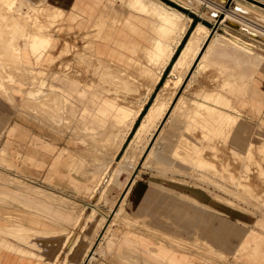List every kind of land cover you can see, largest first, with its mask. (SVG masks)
Masks as SVG:
<instances>
[{
	"label": "rangeland",
	"instance_id": "1",
	"mask_svg": "<svg viewBox=\"0 0 264 264\" xmlns=\"http://www.w3.org/2000/svg\"><path fill=\"white\" fill-rule=\"evenodd\" d=\"M160 1L161 13L157 11L158 15H155L152 9L159 8L158 0H104L107 3L105 5L113 8L118 5L128 10L135 26H143L144 30L139 32L141 37L133 43L117 48L118 51L123 50V53H111L117 54L120 59L107 58L101 65L102 61L97 60L94 46H89L92 42L87 36L79 34L72 36L63 27L64 12L61 9L45 0H0V112L8 116L7 123L0 128V166L11 169L16 165L13 134L8 127L13 113L24 120L34 119L56 134L70 135V142L48 144L57 151L55 157L58 152L68 151L72 166L80 169L94 187L93 192L87 193L86 206L82 207L80 214V216L91 214L89 222L82 230L83 235L80 234L66 251V254L71 255L72 263L73 259L79 262L85 256L84 264H143L150 255L143 249L142 242H152L156 247L159 245L169 247H166L168 249L166 256L167 261L171 263L264 264V113L258 111L256 105L251 103L253 88L249 74L252 67L244 60L246 57L235 62L232 56H218L215 53H209L205 65L198 66L202 53H207L205 49L208 43L216 34L226 30L241 34L253 40L258 48L259 46L264 48L263 41L247 36L242 30L233 29L223 21L224 11L227 9L234 11L239 3H244L250 13L264 14V0ZM16 2L17 4H14ZM216 7L220 10L213 13L217 10ZM115 12V18L123 14V11ZM185 16H191L186 32L179 40L180 44L160 78L154 83L152 79L157 73L154 58H159L160 49L155 47L151 52L143 47L141 33L153 34V25L161 22L167 26L165 34L173 35L172 31L181 29ZM247 17L253 19L248 14ZM198 23L204 24L208 30L195 60L162 90L161 87L163 88L175 61ZM238 23L245 27V24ZM46 32L52 38L49 46L41 36ZM31 35L38 36L36 37L38 40L41 39L36 52L34 47L27 45ZM220 40L228 41L224 38ZM85 46H88L86 50L83 48ZM6 49L11 51H8L9 56ZM235 49L228 46L227 50L233 54L236 53ZM89 50L92 52H88ZM236 50L237 54H242ZM84 52L88 55L86 56ZM97 61L101 64L98 65ZM104 62L109 66L104 68ZM122 76L125 80L121 79ZM88 80L94 81H89L92 85ZM41 85L43 88L39 90ZM106 85L127 86L131 90L128 95L134 102L138 101L142 92L144 94L145 90L151 88L147 99L141 105V112L139 111L121 149L115 155L118 144L110 143V140L117 136L118 128L121 126H110L99 120L96 111L97 105L102 104L106 94ZM157 97L161 102H157ZM205 98L217 100L214 111L218 115L214 114L215 120H208L216 124L215 128L206 134V127L199 126V123L197 126L194 120L189 121L188 134H191L190 125L201 128L194 135L198 145L194 157L201 159L198 164L192 163V160L180 164L168 151L167 136L158 137L159 130L166 119L169 120L166 127L174 128L171 119L192 118L196 114L195 111L187 109L189 104L193 108L200 107L202 105L197 103L204 102ZM14 107L19 109L12 111ZM151 107L155 108L153 123L142 134L134 156L128 163L121 161L125 147L136 136L144 116ZM183 112L185 115L181 117L180 114ZM236 121H241L245 126L240 127L241 133L240 130L239 133L233 131ZM222 123L224 126H221ZM107 141L109 144L105 143ZM181 145H184L185 149L191 144L180 143L178 153L183 149ZM30 148L31 144H26L25 149ZM195 149L194 147L193 150ZM105 167L107 169L102 174ZM97 170L98 174L94 175L93 172ZM112 172L114 173L109 182ZM132 178L140 183L138 190L150 198L149 205L160 207L176 202V212L168 213L170 216L175 214L182 216L183 227L177 228L174 224H170L169 227L167 223L160 224L161 221L150 224L145 215L129 213L125 208L126 201L135 189L131 188L125 198L123 195L126 194ZM16 181L18 180L15 177L8 175V182ZM196 205L210 208L208 207V210L206 207ZM160 215L156 214L159 220ZM156 225L167 227L165 228L167 232ZM211 225L214 228L215 241L220 243V246H217L213 253L207 252L205 247L195 246L194 249L199 251V255H191L189 252L192 249L191 236L196 231L205 234L211 229ZM176 234L184 238H176ZM254 249L260 253L253 255ZM58 259L57 261H63L60 256ZM67 260L66 258L65 261Z\"/></svg>",
	"mask_w": 264,
	"mask_h": 264
},
{
	"label": "crops",
	"instance_id": "2",
	"mask_svg": "<svg viewBox=\"0 0 264 264\" xmlns=\"http://www.w3.org/2000/svg\"><path fill=\"white\" fill-rule=\"evenodd\" d=\"M45 1L51 4L52 6L61 9L64 12L63 27L68 30L72 36L77 34L86 35L87 38L92 42L93 46L97 48L98 54L106 59H120L117 54L111 53H123V50L118 51L119 49L117 48L123 46L124 44L127 45L129 43H133L135 40L141 37L139 32L144 30L143 26H135L134 19L128 10L124 9L123 7L121 8L118 5L114 8L110 5H105L107 3H105L104 0ZM158 2L159 8L157 9L153 7L155 12H160L161 1L158 0ZM115 11H120V13H122L121 11H123L124 14H119L118 18H115ZM159 23L160 22L155 23V25H153V34H141L143 37L142 45H144L146 49H148V47L149 51H151L154 47L160 49L159 58H154L158 69L157 73H159L160 78L162 71L165 69L166 65L174 54L176 47L178 46V44H180V41H178L177 43V35H171L176 41L173 38L170 39V35L167 37V35H165V29L163 28L165 26ZM154 29L158 34H154ZM88 31L90 35L88 34ZM94 31L95 33L98 32L96 33L97 35L94 33ZM176 33L177 32L175 31L174 34ZM44 34L41 35H43L45 41H47L49 46L52 38L47 35V32ZM34 36L35 35L29 37V42L27 41V45H29V47H36L38 46L37 44H39L38 39L36 38L37 36ZM173 41L176 42V44H173ZM147 43L149 44V46ZM227 49L226 51H224L223 54L216 52L214 53L218 54V56H232L235 62H238L242 57L245 56L246 58H244V60L246 62H249L250 65L252 62H254V60H248L250 58L245 54H237V50L235 48L234 49L236 53L233 54L228 53ZM251 67L252 68L249 76H251V74L253 73L256 74V78L259 80L260 84L259 88H261L260 90L263 92V94L260 95L261 97L258 96V99H255L254 91L252 90L250 97L251 103L256 105L255 108L258 111L264 113V72H254L252 71V65ZM242 75H244V73H242ZM41 81L44 82L43 79ZM42 82L41 84L43 85ZM42 85L40 88H38L39 90H42ZM148 89L144 91V94L142 92V95L139 96V98L137 99L138 101L140 99L139 102H134L132 97H130L129 95H124L130 93L131 90L128 87L127 89H125V87H119L117 85H106L105 87L106 94L102 99V104H98L96 108L97 118L99 120H102L106 124L109 122L108 125L110 126H121L124 129L123 130L121 127H119L120 129L118 128V132L119 130H122V133L119 132V135L115 137V139L119 138L118 140H114V138L110 140L111 142L112 140L115 141L113 142L115 145L121 143L120 149L128 133L130 132V129L132 128L135 120L137 119V116L141 109L139 107L144 103L145 99H147L145 95H149L151 91H149ZM118 96H121L119 98H121L122 101H117ZM205 99L203 100L204 102H198V104L204 105V103H209L210 106L206 105L209 110H216V98L211 99V101L209 99H206L205 101ZM136 106L139 108V111L135 110ZM197 107L198 106L193 108V106L190 105L187 109L191 111H196ZM18 109V107H14L12 108V111H17ZM132 117L134 118L133 120ZM192 118L189 117L183 120H179L178 118L171 119L174 122V128H168L164 123L161 127L162 132L161 130L159 132V138L167 136L168 151L171 155L173 154L176 162H180V164H185L189 160H192V163L194 162L198 164V161L201 159L194 157L198 151V145L195 142L196 140L194 135H196L197 130H201V128H196L190 125L191 134H184L185 130L188 131L189 121H193L190 120ZM7 121L8 116L0 112V128L2 126H5ZM125 123H127L128 126ZM212 124L214 126L209 127V132L212 131L211 129L215 128L216 124ZM8 127L10 128V132L13 134L12 138L15 144L14 150L16 157V165L11 169H7V167L5 166H0V264H84L85 256L79 262H75L73 259L72 263L71 255L69 253L66 254L65 249L60 254L59 248L62 243V240H64L67 235L70 234L69 230H72V226L74 227L75 223L78 221L82 212V207L86 206L85 200L87 198V193H91L94 190V187L89 182L88 177L83 174L80 169L75 166H72L69 152L63 150L62 152H58L57 157H55L57 151L54 150V147L48 144L50 142H70V135L58 133L56 134L54 131L49 130L45 127V125L40 124L36 120L31 118H28L26 120L21 119L17 116L16 113H13L11 115ZM4 137H6V131L4 133ZM40 138L43 140H40ZM119 140H121L122 142H120ZM35 143L37 146H35ZM180 143H190L191 145L190 147L185 148L186 150L183 148L179 153H177L175 151V148H177ZM26 144H31L30 150L25 149ZM194 147L196 148L195 150H193ZM106 167L104 168L102 174L105 172ZM98 171L99 170L94 171L93 174H98ZM8 175L10 177H15L18 181L21 182H8ZM139 186L140 183L136 181L133 183V186L129 185V188L126 191L125 197L131 188L135 189L132 194H129L126 201L125 208L129 213L135 215H145L148 218V222L150 224H157V221H161L160 224L167 223L169 227L170 224H174V227L177 228L183 227V223L181 222L182 216L180 217L176 214L174 216L169 215L170 212H176V202L163 204L160 207L149 205L150 198L148 199L144 193H141V190H138ZM179 206L181 207L180 204ZM196 206L210 208V206ZM157 213L161 214L160 220L156 218ZM156 226L166 231L165 228L167 227H162L160 225ZM30 227H33L37 231V235H35L36 232H34V229H32L33 232L30 231ZM24 228L27 229L26 231H28L29 236L31 235L30 232L33 236L31 235L30 237H25L26 239H23H25L26 242L27 239L29 240L28 242H36L35 244H33V246L30 244L31 242L29 243V245L28 242L24 243L25 240L22 241L23 235H27V232ZM210 228L211 229L206 231L205 234L204 232L200 231H196V233H193V235L191 236L192 249L189 251L191 255H199V251H196L194 249L195 246L205 247L206 251L210 253H213L217 246H220V243H217L215 241V232L213 225H211ZM40 231L42 235L38 233ZM53 231H55V233ZM49 232H51V234ZM175 236L179 239L184 238V236H180L177 234ZM53 237L58 240L56 242L57 245H53ZM38 241L40 242V244ZM37 243L39 245H37ZM50 243H52V245H50ZM142 243L143 249L147 252L148 255H150L149 258L146 259L147 261L143 264H184L178 262L171 263L167 261L168 256H166V251L168 250L167 248H169L168 246L159 245L158 247H156L152 245V242ZM34 245L39 247H35ZM252 253L253 255H257L260 252L255 249ZM58 256H60V259L63 261H57L59 260ZM66 258L68 259L67 261H65ZM190 264L199 263L193 262Z\"/></svg>",
	"mask_w": 264,
	"mask_h": 264
},
{
	"label": "bare ground",
	"instance_id": "3",
	"mask_svg": "<svg viewBox=\"0 0 264 264\" xmlns=\"http://www.w3.org/2000/svg\"><path fill=\"white\" fill-rule=\"evenodd\" d=\"M131 1V0H130ZM133 1V0H132ZM222 2H225L224 0H221ZM14 4H17V2L16 3H14ZM148 5V4H147ZM141 6V5H140ZM144 7V6H143ZM166 7V6H165ZM217 8V10H214L215 12H213V13H217L218 12V10H220V8H218V7H216ZM147 10L149 9V8H146ZM175 9V8H174ZM46 10V9H45ZM53 10V9H52ZM154 10V8L152 9V11ZM179 11V10H178ZM234 11H236V12H234ZM234 11H230V10H225L224 12H225V16H224V18H223V21H226V23L228 24V26H230V27H232L233 29H237V30H242L243 32H245L246 33V35L247 36H250V37H252V38H255V39H257V40H260V41H263L264 42V40L263 39H261L260 38V36H262V37H264V14L263 13H257V12H251L250 13V11H249V9L246 7V5H244V3L242 4V3H239L238 5H236L235 6V9H234ZM149 12H150V10H149ZM180 12V11H179ZM153 13V12H152ZM182 13V12H181ZM124 14V13H123ZM157 13L155 12V15H156ZM247 14L248 15H250L253 19H250L249 17H247ZM158 15V14H157ZM160 15V14H159ZM185 15V14H184ZM218 15V14H217ZM152 16V15H151ZM214 16H215V14H214ZM155 17V16H154ZM191 17V16H190ZM189 16H185V18L183 19V23H182V27H181V29L179 28L176 32V34H173L174 36L175 35H177V43H178V41L180 40V38L185 34V32H186V29H187V27H188V25H189V21L191 20V18H190ZM216 17V16H215ZM218 17V16H217ZM21 18V17H20ZM156 18H157V16H156ZM164 18V17H163ZM49 19V18H48ZM168 19V18H167ZM51 20V19H50ZM163 20V19H162ZM227 20H230V21H232V22H234L235 24H236V26H234V25H232V24H229L228 22H227ZM57 21H58V19H57ZM164 21V20H163ZM26 22V21H25ZM35 22V21H34ZM117 22H119V21H117ZM237 22V23H236ZM238 22H240V23H242V24H245V27L244 26H242V25H240ZM161 23V22H160ZM159 23V24H160ZM158 24V25H159ZM161 24H163V23H161ZM55 25V24H54ZM101 25V24H100ZM155 25V24H154ZM157 25V26H158ZM102 26V25H101ZM100 26V27H101ZM164 26V25H163ZM247 26V27H246ZM175 27H177V26H175ZM102 28V27H101ZM100 28V29H101ZM156 28V27H155ZM164 29L165 28H167V26L166 27H163ZM194 28V27H193ZM90 30V29H89ZM155 30V29H154ZM173 30V29H172ZM171 30V31H172ZM207 30H208V28L204 25V24H202V23H198L197 25H196V27L192 30V32H191V34H190V36H189V38L187 39V42L185 43V45H184V47L182 48V51H181V53L179 54V56H178V58H177V60L175 61V63H174V65H173V67H172V69H171V71H170V73H169V75H168V78L166 79V82L164 83V86H163V88L161 87V89L162 90H164L165 88H167L168 87V85L171 83V82H173L175 79H176V77L179 75V73L183 70V69H185L186 68V66L189 64V65H191L192 64V62L195 60V57H196V53L199 51V49H200V46H201V44L204 42V40L206 39V37H207ZM52 31V30H51ZM50 31V32H51ZM96 31V30H95ZM95 31H94V33H95ZM131 31V30H130ZM137 31H139V30H137ZM34 32V31H33ZM40 33V31H37V33ZM92 32V31H91ZM173 33H174V31H172ZM172 32H171V34H172ZM36 33V32H35ZM66 33H68V32H66ZM76 33V32H75ZM93 33V32H92ZM96 33H98V32H96ZM95 33V34H96ZM155 33H157L156 32V30L154 31V34ZM83 34V33H82ZM88 34H89V31H88ZM100 34V33H99ZM158 34V33H157ZM253 34H256L257 36L255 37V36H253ZM45 35V34H44ZM67 35V34H66ZM90 35V34H89ZM92 35H94V34H92ZM97 35V34H96ZM95 35V36H96ZM161 35H162V33H161ZM166 35V34H165ZM165 35H164V37H165ZM167 35H169V34H167ZM32 36V35H31ZM41 36H43V35H41ZM40 36V37H41ZM68 36V35H67ZM159 36V35H158ZM171 36V35H170ZM34 37H36V35L34 36ZM38 37V36H37ZM149 37V36H148ZM163 37V36H162ZM161 37V38H162ZM163 37V38H164ZM5 38V37H4ZM154 38V37H153ZM171 38H173L174 39V37H170V39ZM221 38H224V39H227L228 41H225V40H220ZM39 39V38H38ZM43 39V38H42ZM151 39H152V37H151ZM168 39V38H167ZM34 40V39H33ZM41 40V39H40ZM40 40H38V43L40 42ZM175 40V39H174ZM216 40V42L214 43V41ZM217 40H218V42H217ZM0 41H1V38H0ZM3 41V40H2ZM43 41L45 42V39H43ZM176 41V40H175ZM29 42V41H28ZM174 42V41H173ZM3 43V42H2ZM211 43V44H210ZM210 43H208V45H207V47H206V49H205V51H207V53H202V56H201V58L199 59V65L198 66H204L205 65V61H206V58L209 56L208 54L210 53H214V52H216V53H220V54H223L224 53V51H226V49H227V47L228 46H232V47H234V48H236V49H238L239 50V52H241L242 54H245V55H247L250 59H248V60H254V62H252L251 63V65L253 66V70L252 71H254V72H259V71H263L264 72V48H260V46H259V48H258V45L253 41V40H251V39H248V38H246V37H243L241 34H238V33H234V32H230V31H228V30H226V31H223V32H220V33H218V34H216L214 37H213V39L211 40V42ZM4 44V43H3ZM8 44V43H7ZM19 44V43H18ZM32 44V43H31ZM37 44V43H36ZM36 44H35V46H36ZM48 44V43H47ZM88 44V43H87ZM148 44V43H147ZM155 44V43H154ZM173 44H176V42H174ZM212 44H214V46H212ZM33 45V44H32ZM37 45H39V44H37ZM41 45V44H40ZM31 46V45H30ZM89 46H93L92 44L91 45H89ZM144 46V45H143ZM148 46H149V44H148ZM209 46V47H208ZM4 47V46H3ZM2 47V48H3ZM28 47H29V45H28ZM34 46H32V48H33ZM37 47V46H36ZM36 47H34L35 48V52L36 51H38L37 49H36ZM42 47V46H41ZM88 46H85V47H83V48H85V50H86V48H87ZM145 47V46H144ZM152 47V46H151ZM92 48V47H91ZM90 48V49H91ZM94 48V54L97 56V60L98 61H102L101 63L100 62H98L97 61V64L98 63H100L101 65H103V60H105L106 58H104L103 56H101V55H99L98 54V52H97V48L94 46L93 47ZM155 48V47H154ZM40 49V48H39ZM148 49H149V47H148ZM7 50V49H6ZM88 50V49H87ZM144 50V49H143ZM171 50V49H170ZM4 51V50H3ZM8 51H10V50H7V52ZM40 51V50H39ZM78 51V50H77ZM82 51V50H81ZM149 51V50H148ZM159 51V50H158ZM172 51V50H171ZM204 51V52H205ZM11 52V51H10ZM29 52V51H28ZM76 52V51H75ZM80 52V51H79ZM79 52H78V54H79ZM83 52V51H82ZM88 52H92V50H89ZM101 52V51H100ZM152 52V51H151ZM155 52V51H154ZM14 53V52H13ZM40 53V52H39ZM85 53V52H84ZM156 53V52H155ZM172 53V52H171ZM7 54V53H6ZM8 56H9V52H8V54H7ZM6 55V56H7ZM11 55V54H10ZM30 55V54H29ZM31 55H32V53H31ZM84 55V54H83ZM82 55V56H83ZM85 55H86V53H85ZM84 55V56H85ZM88 55V54H87ZM86 55V56H87ZM90 55H92L91 53H90ZM158 55V54H157ZM170 55V54H169ZM12 56H14V55H12ZM107 56V55H106ZM105 56V57H106ZM81 57V56H80ZM140 57V56H139ZM148 57V56H147ZM169 57V56H168ZM167 57V58H168ZM246 57V56H245ZM64 58V57H63ZM170 58V57H169ZM96 58H94V60H95ZM145 60H147V58L145 59ZM96 61V60H95ZM74 62V61H73ZM77 62V61H76ZM109 62H111V61H109ZM64 63V62H63ZM79 63V62H78ZM80 63H82V62H80ZM79 63V64H80ZM105 63V62H104ZM108 63V62H107ZM135 63V62H134ZM137 63V62H136ZM167 63V62H166ZM165 63V64H166ZM77 64V63H76ZM84 64V63H83ZM89 64V67H90V64H91V62L90 63H88ZM94 64V63H93ZM96 64V65H97ZM110 64V63H109ZM85 65V64H84ZM83 65V66H84ZM99 65V64H98ZM113 65V64H112ZM163 65V64H162ZM61 67H62V65H60ZM76 66V65H75ZM79 66V65H78ZM81 66H82V64H81ZM94 66V65H93ZM105 66H109L108 64L106 65V63L104 64V68H105ZM87 67V66H86ZM86 67H85V69H86ZM88 67V68H89ZM95 67H98V66H95ZM111 67V66H110ZM110 67H108V70H110ZM113 67V66H112ZM163 67V66H162ZM164 68V67H163ZM198 68V67H197ZM53 69V68H52ZM57 69H58V67H57ZM83 69V68H82ZM106 69H107V67H106ZM146 69H148V67L146 68ZM199 69V68H198ZM197 69V70H198ZM202 69V68H201ZM212 70H213V68H211ZM62 70V69H61ZM77 70V69H76ZM87 70V69H86ZM85 70V71H86ZM116 70V69H115ZM114 70V71H115ZM158 70V69H157ZM163 70V69H162ZM208 70V69H207ZM57 71V70H56ZM78 71V70H77ZM88 72H89V70H87ZM97 71V70H96ZM127 71V70H126ZM214 71H215V69H214ZM63 72V71H62ZM61 72V73H62ZM67 72V71H66ZM81 72V71H80ZM87 72V73H88ZM102 72V71H101ZM109 72V71H108ZM140 72V71H139ZM146 72V71H145ZM148 72V71H147ZM149 72H150V69H149ZM194 72V71H193ZM197 72V71H196ZM204 72V71H203ZM206 72V71H205ZM48 73V72H47ZM93 73V72H92ZM96 73V72H95ZM144 73V72H143ZM195 73V72H194ZM228 73V72H227ZM66 74V76L68 75L67 73H65ZM135 74V73H134ZM140 74H142L141 72H140ZM193 74V73H192ZM192 74H191V76H192ZM211 74V73H210ZM216 74V73H215ZM98 75V74H97ZM122 75H124V73H122ZM126 75V74H125ZM145 75V74H144ZM84 76V75H83ZM130 76V75H129ZM137 76H139V75H137ZM143 76V75H142ZM119 78L121 77V76H118ZM141 77V76H140ZM147 77H148V75H147ZM190 77V76H189ZM206 77V76H205ZM225 77V76H224ZM92 78V77H91ZM125 78V77H124ZM146 78V77H145ZM158 78H159V73H155V76H154V79H152V81L154 80V83L158 80ZM222 78V77H221ZM82 79V78H81ZM80 79V80H81ZM121 79H123V76H122V78ZM123 80H125V79H123ZM128 80V79H127ZM82 81V80H81ZM89 81H93V80H88V82ZM114 81V80H113ZM151 81V82H152ZM209 81V80H208ZM86 82V81H85ZM94 82V81H93ZM103 82V81H102ZM250 82H251V86H252V88H253V91H254V98L255 99H258V96H260L261 94H263V92L260 90L261 88H259V86H260V84H259V80L256 78V74L255 73H253V74H251V76H250ZM87 83V82H86ZM90 84H91V82H89ZM88 83V84H89ZM114 83V82H113ZM128 83V81H126V84ZM153 83V82H152ZM152 83H150V86H151V84ZM85 84V83H84ZM92 85V84H91ZM118 85V84H117ZM141 86H143V85H141ZM104 87V86H103ZM140 87V86H139ZM107 88H109V87H107ZM152 88H154V87H152ZM125 89H127V86L125 87ZM130 89V88H129ZM110 90H112V89H110ZM116 90V89H115ZM149 91L151 90V88H149L148 89ZM120 92V91H119ZM122 93V92H121ZM124 93V92H123ZM149 93V92H148ZM39 94V93H38ZM56 94V93H55ZM54 94V95H55ZM117 95V94H116ZM124 95H128V93L127 94H124ZM122 96V95H121ZM121 96H118L117 97V101H119L120 102V100H121V98H119V97H121ZM134 96V95H133ZM147 94L145 95V97L147 98ZM50 97V96H49ZM53 96H51V98H52ZM261 97V96H260ZM54 98V97H53ZM123 98V97H122ZM158 98V100H157V102H159L160 100H159V97H157ZM183 98V97H182ZM181 98V99H182ZM253 98V99H254ZM263 98V97H262ZM261 98V99H262ZM180 99V100H181ZM260 99V98H259ZM52 100V99H51ZM131 100V99H130ZM146 100V99H145ZM122 101V100H121ZM127 101V100H126ZM125 101V102H126ZM139 101H140V99H139ZM139 101H136V102H139ZM171 101V100H170ZM205 101H206V99H205ZM208 101V100H207ZM211 101V100H210ZM53 102H54V100H53ZM131 102H133V101H131ZM130 102V103H131ZM161 102V101H160ZM196 102V101H195ZM213 102V101H212ZM129 104V103H128ZM133 104V103H132ZM198 104V103H197ZM260 104V103H259ZM40 105V104H39ZM135 105V104H134ZM179 105V104H178ZM177 105V106H178ZM131 106V105H130ZM137 106H139V105H137ZM135 107V110H137V111H139V108H142L141 106L138 108V107ZM189 106H190V104H189ZM207 106H210V105H207ZM206 105H205V103H204V107H203V105L202 106H200V107H197V110L194 112L196 115H194V117L191 119V120H194V121H196V125L198 126V123H199V126L201 125V127H206V129L207 130H205V132H206V134L207 133H210L209 132V127H213L214 125L212 124V123H210L208 120H210V119H212V120H215V119H213L214 118V114H215V111L214 110H209V108L207 107ZM261 106V105H260ZM36 107V106H35ZM39 107V106H38ZM126 107V106H125ZM154 107V106H153ZM173 107H174V105H173ZM172 107V108H173ZM55 108V107H54ZM57 108V107H56ZM176 108V107H175ZM174 108V109H175ZM134 109V108H133ZM162 109H163V107H162ZM55 110V109H54ZM57 110V109H56ZM134 110V111H135ZM232 110V109H231ZM164 111V110H163ZM174 111V110H173ZM219 111V110H218ZM225 111H226V109H225ZM228 111V110H227ZM39 112V111H38ZM118 112V111H117ZM141 112V111H140ZM193 112V111H192ZM220 113V112H219ZM135 114H136V112H135ZM190 114V113H189ZM217 114V113H216ZM215 114V115H216ZM109 115V114H108ZM133 115V114H132ZM181 115V117L182 116H184L185 115V113L183 112V114H180ZM179 115V116H180ZM218 115V114H217ZM154 116H155V108H152L151 107V109L148 111V113H146V115L144 116V118H143V120H142V122H141V124H140V127H139V129H138V131H137V134H136V136L131 140V142L125 147V149H124V151H123V155H122V158H121V161L123 160V161H125L126 163H128V161L134 156V152H135V150H136V148H138V141L140 140V138H141V136H142V134L144 133V131H146V130H148L149 129V126L153 123V121H154ZM161 116H162V114H161ZM136 117V116H135ZM138 117V116H137ZM109 118V117H108ZM129 119V118H128ZM134 118L132 117V120H133ZM161 119V118H160ZM158 120V119H157ZM116 122V121H115ZM114 122V123H115ZM169 122V120L168 119H166V122H165V124H167ZM109 123V122H108ZM107 123V124H108ZM124 123V122H123ZM120 124V123H119ZM126 125H127V123H125ZM241 124V125H240ZM195 125V126H196ZM128 126V125H127ZM221 126H224L223 125V123H222V125ZM245 127L244 125H243V123L241 122V121H236L235 122V127H234V129H233V131L234 132H237V133H239V130L241 129V128H243V127ZM241 127V128H240ZM122 128V127H121ZM219 128H220V126H219ZM120 129V128H119ZM123 129V128H122ZM162 129V128H161ZM160 129V130H161ZM184 129V128H183ZM221 129V128H220ZM124 130V129H123ZM159 130V131H160ZM211 130H214V129H211ZM109 131V130H108ZM111 132H112V130H110ZM122 131V130H121ZM120 130H119V132L120 133H122ZM127 131V130H126ZM114 132V131H113ZM119 132H118V134H116V135H119ZM161 132H162V130H161ZM182 132V131H181ZM107 133V132H106ZM240 133H241V130H240ZM108 134V133H107ZM110 134H112V133H110ZM184 134L185 135H190V134H188L187 133V130L184 132ZM260 134V133H259ZM83 135H85V134H83ZM160 135V134H159ZM183 135V134H182ZM86 136H87V134H86ZM107 136V135H106ZM121 136V135H120ZM123 136V135H122ZM97 137V136H96ZM159 137V136H158ZM187 137V136H186ZM88 138V137H87ZM86 138V139H87ZM90 138V137H89ZM105 138H107V137H104V139ZM124 138V137H123ZM91 139V138H90ZM109 139V138H108ZM112 139V138H111ZM117 140L119 139V138H116ZM115 138H114V140H116ZM122 139V138H121ZM88 140V139H87ZM100 140V139H99ZM255 140H257L256 138H255ZM106 141V140H105ZM120 142H122L121 140H119ZM99 142V141H98ZM112 142H115V141H113L112 140ZM112 142H110V143H112ZM179 142V141H178ZM178 142H177V144H178ZM89 143V142H88ZM87 143V144H88ZM100 143H101V141H100ZM105 143H108V141L107 142H105ZM104 143V144H105ZM98 144V143H97ZM109 144V143H108ZM107 144V145H108ZM106 145V144H105ZM106 145V146H107ZM99 146H101V145H99ZM102 146H103V144H102ZM120 146H121V143H118V146H117V151H115L114 152V155L118 152V150L120 149ZM183 148L185 147L184 145H181ZM260 146V145H259ZM97 147V146H96ZM104 148H105V146H104ZM178 148H179V145H178V147L177 148H175V151L178 153ZM254 148V147H253ZM103 149V148H102ZM105 150V149H104ZM103 150V151H104ZM256 150V149H255ZM90 152V151H89ZM93 152V151H92ZM142 152V151H141ZM174 152V151H173ZM91 153V152H90ZM92 154V153H91ZM94 154V153H93ZM96 154V153H95ZM173 155V154H172ZM87 156V155H86ZM93 157V156H92ZM120 161V162H121ZM121 163H123V162H121ZM125 163V164H126ZM263 164V163H262ZM123 165V164H122ZM264 165V164H263ZM107 169V168H106ZM113 171H114V169H112ZM106 171V170H105ZM113 173L114 172H112L111 174H110V176H109V182L111 181V179H112V175H113ZM104 177L105 176H103V179H104ZM131 182H129V184H130V186H133V183L134 182H136V179L134 178H132L131 180H130ZM125 183H126V181H125ZM32 189V188H31ZM30 189V190H31ZM48 196V195H47ZM124 197H125V195H123ZM45 197H46V195H45ZM48 198V197H47ZM204 198V197H203ZM62 201V200H61ZM18 203V202H17ZM204 205V204H203ZM18 208V207H17ZM42 212V211H41ZM119 213V212H118ZM41 214V213H40ZM43 215V214H42ZM91 215V214H90ZM90 215L89 216H86V215H84V216H80L79 217V219H78V221L75 223V227H74V229H72V230H69V232H70V234H68L67 235V237L62 241V244L60 245V254L63 252V250L65 249L66 251H68L70 248H71V245L74 243V240L76 239V238H78V236L80 235V234H82V230H84V227H86V225L88 224V222H89V219H90ZM50 218V217H49ZM91 218H93V217H91ZM6 219V218H5ZM8 220V219H7ZM10 220V219H9ZM20 220H21V218H20ZM13 222V221H12ZM15 222V221H14ZM22 222V221H21ZM19 224V223H18ZM10 225V224H9ZM20 226V225H19ZM21 226H22V223H21ZM20 226V227H21ZM29 226V225H28ZM24 227V226H23ZM27 227V226H26ZM64 227V226H63ZM73 227V226H72ZM12 228V227H11ZM28 228V227H27ZM7 229H9V228H7ZM25 229V231L27 230L26 228H24ZM31 229V230H30ZM30 231H32V229H34L33 227L31 228L30 227ZM12 230V229H11ZM22 230V229H21ZM35 230V229H34ZM37 230H38V228H37ZM9 231V230H8ZM24 231V232H25ZM51 231V230H50ZM27 233V235H23V237H22V241H24L26 238L25 237H30L31 235H32V233L30 232V236H29V234H28V231H26ZM33 232V231H32ZM34 232H36L35 233V235H37V231L35 230ZM54 233H55V231H53ZM58 232V231H57ZM19 233V232H18ZM18 233H16V234H18ZM38 233H40L41 235H42V233H41V231L40 232H38ZM50 234H51V232H49ZM15 234V235H16ZM22 234V233H21ZM54 235V234H53ZM83 235V234H82ZM5 236V235H4ZM19 236V235H18ZM33 236V235H32ZM48 236H49V234H48ZM56 236V235H55ZM85 236V235H84ZM23 238H25V239H23ZM21 239V238H20ZM19 239V240H20ZM53 240H56V241H53V245H57L56 244V242L58 241L57 239H55L54 237L52 238ZM29 240L27 239V242H28ZM26 242V240L24 241V243H27ZM31 242V241H30ZM30 242H28V244L30 243ZM39 242V241H38ZM70 242V243H69ZM36 243V242H35ZM35 243H33V241L30 243L32 246H33V244H35ZM29 244V245H30ZM39 244H40V242H39ZM38 243H37V245H39ZM69 244V245H68ZM50 245H52V243H50ZM35 247H39V246H36V245H34ZM38 249V248H37ZM133 250V249H132ZM255 250V249H254ZM65 251V252H66ZM135 251V250H134ZM137 252V251H136ZM57 256V255H56ZM47 263V262H46ZM51 264V263H50Z\"/></svg>",
	"mask_w": 264,
	"mask_h": 264
},
{
	"label": "water",
	"instance_id": "4",
	"mask_svg": "<svg viewBox=\"0 0 264 264\" xmlns=\"http://www.w3.org/2000/svg\"><path fill=\"white\" fill-rule=\"evenodd\" d=\"M219 18H220V17H219ZM222 18H223V16H221L220 19H222ZM227 22H228L229 24H232V25L236 26V24H235L234 22L230 21V20H227ZM253 36L256 37L257 35H256V34H253ZM260 38L264 40V37L260 36ZM69 243H70V242H69ZM68 245H69V244H68Z\"/></svg>",
	"mask_w": 264,
	"mask_h": 264
}]
</instances>
